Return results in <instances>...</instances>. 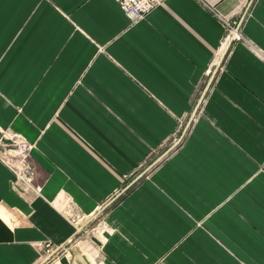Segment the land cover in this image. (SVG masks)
<instances>
[{
  "label": "crops",
  "instance_id": "obj_1",
  "mask_svg": "<svg viewBox=\"0 0 264 264\" xmlns=\"http://www.w3.org/2000/svg\"><path fill=\"white\" fill-rule=\"evenodd\" d=\"M0 128V264H264V0H0Z\"/></svg>",
  "mask_w": 264,
  "mask_h": 264
},
{
  "label": "built area",
  "instance_id": "obj_2",
  "mask_svg": "<svg viewBox=\"0 0 264 264\" xmlns=\"http://www.w3.org/2000/svg\"><path fill=\"white\" fill-rule=\"evenodd\" d=\"M114 1L118 4L126 17L131 22H134L143 19L152 9L160 6L165 0ZM223 26L225 33L221 41L220 59H222L223 55L227 52L232 42L244 40L239 31V24L230 25L228 22H224ZM219 62H217L216 65H218ZM177 142L178 139L174 141L173 145ZM30 149L31 145L24 139L10 131L0 128V162L11 171L17 183L21 184L27 190L36 193L39 188L34 185V171L27 161ZM119 193H117V195ZM45 248L47 256L58 252V249H60V247H51L48 244L45 245Z\"/></svg>",
  "mask_w": 264,
  "mask_h": 264
},
{
  "label": "rangeland",
  "instance_id": "obj_3",
  "mask_svg": "<svg viewBox=\"0 0 264 264\" xmlns=\"http://www.w3.org/2000/svg\"><path fill=\"white\" fill-rule=\"evenodd\" d=\"M98 222L94 221L93 223H91L86 230H81L73 239V241L70 243L71 245L75 244L76 242H80V241H88L89 242V238L92 236L93 230L96 228ZM88 244V243H87ZM86 245V244H85ZM91 250L93 251V249L91 248ZM60 253L55 252L52 255L48 256L49 259L46 261L45 264H54L57 261V258L59 256ZM67 254V253H66ZM47 256V254H46ZM45 256V257H46ZM47 257V258H48ZM92 263L93 264H101L100 261L97 259L96 257L92 258ZM90 264V263H88Z\"/></svg>",
  "mask_w": 264,
  "mask_h": 264
}]
</instances>
